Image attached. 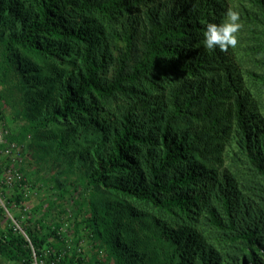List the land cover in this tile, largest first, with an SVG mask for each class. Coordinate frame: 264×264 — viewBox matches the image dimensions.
<instances>
[{
	"label": "trees",
	"instance_id": "obj_1",
	"mask_svg": "<svg viewBox=\"0 0 264 264\" xmlns=\"http://www.w3.org/2000/svg\"><path fill=\"white\" fill-rule=\"evenodd\" d=\"M229 8L238 46L206 50ZM0 99L23 122L8 140L31 142L37 176L19 186L81 193L72 221L96 264H264V0H0ZM56 205L25 234L0 206V257L93 264Z\"/></svg>",
	"mask_w": 264,
	"mask_h": 264
},
{
	"label": "rangeland",
	"instance_id": "obj_2",
	"mask_svg": "<svg viewBox=\"0 0 264 264\" xmlns=\"http://www.w3.org/2000/svg\"><path fill=\"white\" fill-rule=\"evenodd\" d=\"M0 106V145H3L0 157L9 160L8 168L5 169L3 174L2 184L4 190L0 187V206L5 210V215L17 226L20 232L25 234L22 228L28 226L31 222L50 224L55 221L54 218L46 217L44 213L48 205L57 201L55 214L57 218L61 219L58 234L65 239L67 249L87 258L93 264H96L98 261H103L106 258L105 252L94 247L89 239L78 238L74 230L72 213L76 210L75 202L80 198L81 193L70 192L65 195L66 199L64 203H58L59 194L64 191L55 188L51 182L44 183L39 181L35 188H32L28 183L19 186L23 180L26 181L28 172L32 178L37 176L36 167L34 165H29L27 162L28 160L31 161L33 155L32 152H29L31 142L30 138L23 144H17L8 140L9 136L19 134L21 127H23V122L17 116L12 115V110L6 107L1 99ZM1 116L5 117L4 121L1 120ZM39 174L41 178H43L49 176L50 172L41 171ZM2 191L4 195L1 193ZM17 191L25 196L24 204L22 208L15 209V211L8 210L5 206L7 203L6 197H11L13 194H16ZM37 208H41L42 210L38 211L36 214L33 213ZM3 223L7 224V220ZM0 264L15 263L8 262L0 257Z\"/></svg>",
	"mask_w": 264,
	"mask_h": 264
},
{
	"label": "clouds",
	"instance_id": "obj_3",
	"mask_svg": "<svg viewBox=\"0 0 264 264\" xmlns=\"http://www.w3.org/2000/svg\"><path fill=\"white\" fill-rule=\"evenodd\" d=\"M244 28L239 11L229 8L220 23H208L204 31V47L208 51L219 48L222 52L235 49L239 44V34Z\"/></svg>",
	"mask_w": 264,
	"mask_h": 264
}]
</instances>
